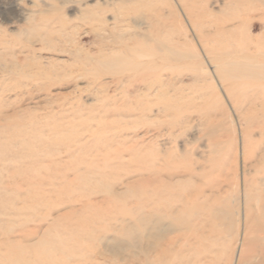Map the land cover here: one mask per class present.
Instances as JSON below:
<instances>
[{
    "label": "rangeland",
    "instance_id": "1",
    "mask_svg": "<svg viewBox=\"0 0 264 264\" xmlns=\"http://www.w3.org/2000/svg\"><path fill=\"white\" fill-rule=\"evenodd\" d=\"M254 66L264 0H0V264H264Z\"/></svg>",
    "mask_w": 264,
    "mask_h": 264
},
{
    "label": "bare ground",
    "instance_id": "2",
    "mask_svg": "<svg viewBox=\"0 0 264 264\" xmlns=\"http://www.w3.org/2000/svg\"><path fill=\"white\" fill-rule=\"evenodd\" d=\"M246 25L244 24V27H245ZM241 49V48H240ZM243 66H245V65H243ZM249 68H251L250 69V71L252 72V71H264V66H254V67H249ZM262 73V72H261ZM222 74H223V72H222ZM211 216V215H210ZM209 216V217H210ZM193 220V219H192ZM256 221V220H255ZM158 222V221H157ZM171 224V223H170ZM250 243V242H249ZM199 254V253H198Z\"/></svg>",
    "mask_w": 264,
    "mask_h": 264
}]
</instances>
